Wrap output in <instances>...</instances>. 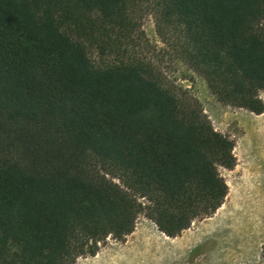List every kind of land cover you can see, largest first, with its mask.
Instances as JSON below:
<instances>
[{
	"label": "trees",
	"instance_id": "obj_1",
	"mask_svg": "<svg viewBox=\"0 0 264 264\" xmlns=\"http://www.w3.org/2000/svg\"><path fill=\"white\" fill-rule=\"evenodd\" d=\"M145 7L219 101L264 112V0H0V264H75L140 214L176 237L223 205L235 142L137 54Z\"/></svg>",
	"mask_w": 264,
	"mask_h": 264
},
{
	"label": "rangeland",
	"instance_id": "obj_2",
	"mask_svg": "<svg viewBox=\"0 0 264 264\" xmlns=\"http://www.w3.org/2000/svg\"><path fill=\"white\" fill-rule=\"evenodd\" d=\"M138 16L145 40L138 42L137 54L167 82L199 99L214 127L234 140L236 165L220 168L229 192L211 216L171 237L140 214L127 237L109 235L95 255L81 256L75 264H264V112L219 101L205 78L163 42L152 10L140 9ZM92 56L99 59L96 51ZM261 95L264 99V91Z\"/></svg>",
	"mask_w": 264,
	"mask_h": 264
},
{
	"label": "bare ground",
	"instance_id": "obj_3",
	"mask_svg": "<svg viewBox=\"0 0 264 264\" xmlns=\"http://www.w3.org/2000/svg\"><path fill=\"white\" fill-rule=\"evenodd\" d=\"M178 245H179V244H178ZM178 245H177V246H178Z\"/></svg>",
	"mask_w": 264,
	"mask_h": 264
}]
</instances>
